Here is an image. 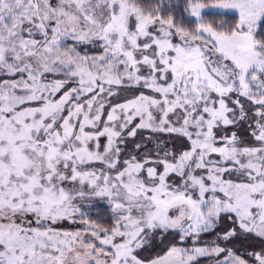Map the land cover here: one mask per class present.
Listing matches in <instances>:
<instances>
[{"label": "snow or ice", "instance_id": "snow-or-ice-1", "mask_svg": "<svg viewBox=\"0 0 264 264\" xmlns=\"http://www.w3.org/2000/svg\"><path fill=\"white\" fill-rule=\"evenodd\" d=\"M0 264H264V0H0Z\"/></svg>", "mask_w": 264, "mask_h": 264}, {"label": "rangeland", "instance_id": "rangeland-1", "mask_svg": "<svg viewBox=\"0 0 264 264\" xmlns=\"http://www.w3.org/2000/svg\"><path fill=\"white\" fill-rule=\"evenodd\" d=\"M217 11H219V10H216V9H208V10H206V12H205V14L207 15L208 13H216Z\"/></svg>", "mask_w": 264, "mask_h": 264}, {"label": "trees", "instance_id": "trees-1", "mask_svg": "<svg viewBox=\"0 0 264 264\" xmlns=\"http://www.w3.org/2000/svg\"><path fill=\"white\" fill-rule=\"evenodd\" d=\"M213 13H208L207 15H212ZM215 14V13H214Z\"/></svg>", "mask_w": 264, "mask_h": 264}]
</instances>
